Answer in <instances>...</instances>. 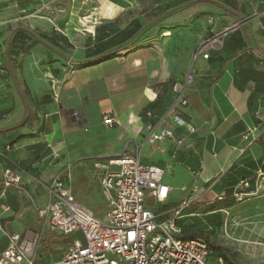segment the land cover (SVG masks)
<instances>
[{
    "label": "crops",
    "instance_id": "1",
    "mask_svg": "<svg viewBox=\"0 0 264 264\" xmlns=\"http://www.w3.org/2000/svg\"><path fill=\"white\" fill-rule=\"evenodd\" d=\"M90 1L101 2V11L88 9ZM78 3L0 0V192L6 169L21 176L0 199V206L9 207L6 212L0 207V253L7 233L27 239L40 235L39 248L48 255H36L37 264L58 262L49 251L59 246L58 235L43 230L37 216L50 200L47 188L57 174L66 176L65 187L75 200L83 199L77 183L97 180L94 162L135 156L144 166L170 165V173L175 165L182 181L218 182L207 188L215 196L236 191L264 165V2ZM84 6L91 12L77 26L73 17ZM209 18L215 19L211 26ZM235 25L221 50L191 68L193 50L210 30L219 33ZM189 70L194 83L179 115L184 124H166L184 138L173 158L170 140L147 142L148 126L159 130L173 102L171 84ZM107 114L116 119L111 128L102 124ZM258 125L262 135L257 130L255 141L244 140ZM162 183L171 193L173 187ZM193 187L198 192V185Z\"/></svg>",
    "mask_w": 264,
    "mask_h": 264
},
{
    "label": "built area",
    "instance_id": "2",
    "mask_svg": "<svg viewBox=\"0 0 264 264\" xmlns=\"http://www.w3.org/2000/svg\"><path fill=\"white\" fill-rule=\"evenodd\" d=\"M256 2L263 3L264 0ZM214 21V18H209L208 25H213ZM237 26L224 28L219 33L210 30L211 35L193 50L191 68L198 59H208L211 51L221 50L226 35ZM193 83L194 76L190 70L182 81L173 82V102L160 122L159 130L148 126L147 142L154 144L170 140L176 149L173 158L183 145L184 138L176 136L166 124L167 121H173L177 126L184 124L179 115L188 106L187 93ZM2 88L0 80V90ZM53 97L57 101L58 93H54ZM102 124L111 128L116 124V119L104 115ZM257 130L260 132V125L248 129L243 139L255 141L260 134H255ZM195 131L194 128L189 129L191 134ZM169 169L170 165L144 166L135 156L94 162L93 172L108 206L104 221L79 204L70 189L65 187L66 176L57 174L47 188L50 200L45 207L37 210V216L43 221V230L61 237L81 233L83 241L73 240L61 254L60 260L53 264H210L207 244L200 239H183L182 229L176 225V221L183 218V212L197 202L196 187L190 189L188 195L170 211V219L160 220L153 211L146 209L148 199L155 204H163L167 200L170 188L162 183V179ZM20 182L19 173L6 169L1 180L0 199L4 197L6 188L18 186ZM240 185L249 186L247 181L240 182ZM181 190L187 192L184 187ZM0 207L4 212L9 210L6 204ZM0 231H3L1 221ZM6 236L8 243L0 253V264H37L35 251L40 235L27 239L12 232ZM216 264L225 263L222 258H217Z\"/></svg>",
    "mask_w": 264,
    "mask_h": 264
},
{
    "label": "rangeland",
    "instance_id": "3",
    "mask_svg": "<svg viewBox=\"0 0 264 264\" xmlns=\"http://www.w3.org/2000/svg\"><path fill=\"white\" fill-rule=\"evenodd\" d=\"M77 1L80 5V1L85 0ZM142 1L144 2V0ZM86 5H89L88 9L99 8V11H101L100 7L103 8L99 1H90ZM86 10L84 6L83 11L73 17V24L80 26L78 19L91 12H86ZM100 15L103 16L104 13ZM260 133L262 135L263 132ZM175 168L176 166L173 165L171 173L170 169L166 170L163 178L164 183L173 187L167 201L163 204H155L148 199L146 200V209L153 211L160 220L170 219L172 217L170 211L178 206L179 202L186 196V192H182L180 187L184 184L188 195L190 186L197 184L199 187L197 196H195L197 202L183 212V218L176 221V225L182 229V235L184 233L203 235L211 243L221 246L234 254V257L230 258L228 262L223 259L226 263L264 264V174L262 176L258 173L259 171L257 172L253 187L251 185L248 187L241 185L237 187L235 193L231 192L224 195L216 193L214 196L207 188L209 185H216L218 182H209L201 185L192 178H185L182 181L174 173ZM261 173L264 172L262 171ZM93 175L97 179L94 172ZM97 180H92L88 185L83 181H79L77 186L79 187L78 189L82 190L81 194L84 198L76 200L89 207L99 220L104 221L108 206L101 198ZM214 214L219 215L220 225H216V220L212 218ZM75 239L83 241L82 234L78 233L69 237L58 235L56 243L59 246L55 250L54 247L49 248L50 256L55 261H59L61 258L60 251H64ZM40 245L41 240L39 239L35 256L40 254L48 255L47 251L39 248ZM216 259V254L211 253L208 263L216 264Z\"/></svg>",
    "mask_w": 264,
    "mask_h": 264
},
{
    "label": "trees",
    "instance_id": "4",
    "mask_svg": "<svg viewBox=\"0 0 264 264\" xmlns=\"http://www.w3.org/2000/svg\"><path fill=\"white\" fill-rule=\"evenodd\" d=\"M189 1V3H193V2H195V1H197V0H188ZM210 1H212V0H210ZM98 29V28H97ZM97 29L95 30V33H94V40L96 41V36H97ZM258 171H260V172H264V165L262 166V169H260V170H258ZM257 171V172H258ZM257 174V173H256ZM256 174H255V176L252 178V179H248V180H246L247 182H248V184H249V186L251 185V187H253V185H254V183H255V177H256ZM244 181V180H243ZM232 192H234L235 193V191H232ZM213 219H215L216 220V225H220L221 224V222H220V218H219V215L218 214H214L213 215V217H212ZM182 238L183 239H200V240H202V241H204L206 244H207V247H208V249H209V252H210V254L211 253H214V254H216V256H217V258H222V259H224L225 261H227L228 262V260L230 259V258H232V257H234V254H232V253H230L228 250H226V249H224L223 247H221V246H218V245H216V244H213V243H211L210 241H209V239L207 238V237H205V236H203V235H198V234H186V233H184L183 234V236H182ZM203 238V239H202ZM223 260V261H224ZM225 264H233V263H226V262H224Z\"/></svg>",
    "mask_w": 264,
    "mask_h": 264
}]
</instances>
